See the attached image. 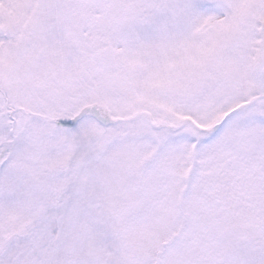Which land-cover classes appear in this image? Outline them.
I'll return each instance as SVG.
<instances>
[{
    "label": "snow or ice",
    "instance_id": "1",
    "mask_svg": "<svg viewBox=\"0 0 264 264\" xmlns=\"http://www.w3.org/2000/svg\"><path fill=\"white\" fill-rule=\"evenodd\" d=\"M0 264H264V0H0Z\"/></svg>",
    "mask_w": 264,
    "mask_h": 264
}]
</instances>
